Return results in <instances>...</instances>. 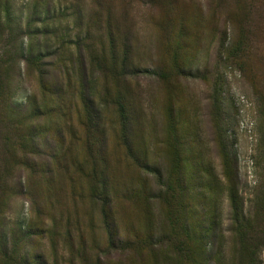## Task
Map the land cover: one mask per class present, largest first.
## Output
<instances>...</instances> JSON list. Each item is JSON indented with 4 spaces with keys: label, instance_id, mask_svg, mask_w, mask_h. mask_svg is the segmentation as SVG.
Masks as SVG:
<instances>
[{
    "label": "rangeland",
    "instance_id": "rangeland-1",
    "mask_svg": "<svg viewBox=\"0 0 264 264\" xmlns=\"http://www.w3.org/2000/svg\"><path fill=\"white\" fill-rule=\"evenodd\" d=\"M259 227L264 0H0V264H264Z\"/></svg>",
    "mask_w": 264,
    "mask_h": 264
},
{
    "label": "trees",
    "instance_id": "trees-1",
    "mask_svg": "<svg viewBox=\"0 0 264 264\" xmlns=\"http://www.w3.org/2000/svg\"><path fill=\"white\" fill-rule=\"evenodd\" d=\"M244 51H245V49H244V47H243V43H240L239 44V46H238V53L241 55V54H243L244 53ZM39 64V63H38ZM38 72H39V74L40 75H43V74H45L46 72L43 70V69H41V68H38ZM58 95H59V93H58ZM58 98V97H57ZM48 108H50V106H45L44 107V109H48ZM52 108V110H51V112L52 113H54V114H60V115H64V112H63V100H62V98L60 99V98H58V108H55L54 106L53 107H51ZM38 114H40L41 115V113H38ZM232 200L234 201L235 200V193L233 194V196H232ZM243 213H242V211H237V210H235V212H234V214H233V219H234V221L235 222H238V221H240V223L242 222V221H244L243 220V215H242ZM252 229V232H254L255 234L254 235H256V236H259V235H263L264 236V228L263 227H259V228H251ZM246 251H248L249 252V250L248 249H246ZM251 254H252V256L254 255V250H253V252H251ZM255 258H256V255H255Z\"/></svg>",
    "mask_w": 264,
    "mask_h": 264
}]
</instances>
